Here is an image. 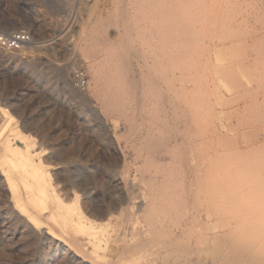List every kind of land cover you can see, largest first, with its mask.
Returning a JSON list of instances; mask_svg holds the SVG:
<instances>
[{
	"label": "bare ground",
	"instance_id": "1",
	"mask_svg": "<svg viewBox=\"0 0 264 264\" xmlns=\"http://www.w3.org/2000/svg\"><path fill=\"white\" fill-rule=\"evenodd\" d=\"M46 1L65 13L85 10L89 3ZM119 4L121 8L108 17V22L118 16L120 23L129 27V33L121 28L120 46L108 35L100 39L95 30L86 32L82 48L89 61L83 69L89 78L83 87L72 89L78 96H94L105 114L117 116L122 128V169L139 171L140 182H126V197L108 202L105 208L96 206L92 197H84L72 186L60 190L56 178L62 162L57 155L67 153L69 148L51 149L50 133L44 129L43 120L29 119L31 127L26 130L25 122L15 114L23 115V109L5 95L6 102L0 101V186L9 193V202L29 228L64 242L65 251L73 250L89 264H146L142 253L151 246L156 248L158 264H264V247L257 243L261 235L257 228H244L241 219H222L218 213L214 217L210 213L196 215V153L187 154L194 151L195 143L190 140L184 148L182 140L183 134L193 133L195 127L194 95L200 80L192 81L196 76V47L190 35L196 29L197 43L201 26L208 22L203 0H120ZM126 6L134 9L127 10ZM97 17L103 24L101 16ZM129 37L136 44L130 43ZM37 48L30 38L19 51H6L0 46V57L23 69L33 68L34 61L22 54ZM198 65L201 67V63ZM62 78L69 86L68 75ZM53 117L49 111L46 125ZM190 159L195 160L191 167ZM110 215L119 219L112 222L114 227L108 229L112 234L108 235L106 217ZM100 216L105 218L95 224ZM43 219L49 220L50 227H42ZM181 235L184 237L179 238ZM202 239H209L210 247L201 248ZM201 251L207 255L196 257Z\"/></svg>",
	"mask_w": 264,
	"mask_h": 264
},
{
	"label": "rangeland",
	"instance_id": "2",
	"mask_svg": "<svg viewBox=\"0 0 264 264\" xmlns=\"http://www.w3.org/2000/svg\"><path fill=\"white\" fill-rule=\"evenodd\" d=\"M119 3L89 0L85 10L65 13L50 7L46 0H0V33L26 31L38 44L31 53L22 54L34 61L33 68L23 69L0 57V101L6 102L4 96L8 95L23 109V115L15 114L25 122L26 130H30V120H43L44 129L50 133L51 149L69 148L67 153L57 155L62 162L56 178L58 188L63 191V186H72L84 197H92L101 208L123 200L126 182L139 183L140 174L132 168L128 172L122 169V128L117 116L105 114L94 96H78L72 86H77L75 71L89 78L83 69L89 61L82 48L86 32L95 30L100 39L108 35L118 45L121 28L129 33L118 16L108 22V17L121 8ZM203 5L208 22L201 26L197 43L196 29L190 35L196 47V76L192 81L200 80L194 95L195 127L193 133H184L182 140L184 148L190 140L195 143L194 151L187 154L196 153V215L210 213L214 217L218 213L222 219H241L244 228H257L261 234L257 243L264 247V0H203ZM98 15L103 24L98 23ZM128 41L136 44L133 37ZM62 74L68 75L69 86L64 84ZM48 110L54 115L50 125H46ZM32 142L30 138L28 145ZM194 162L190 159L189 166ZM9 197L0 186V264H89L73 250L65 251L64 242L29 228L25 218L16 214ZM209 201L217 204L210 205ZM100 217L95 218V224L105 218ZM106 218L109 225L105 232L109 235L119 218ZM41 222L43 228L50 227L48 219ZM79 239L86 244L82 235ZM208 240H200L199 246L205 248ZM142 254L144 263L158 264L155 247H148ZM203 254L207 252L201 251L196 257H205Z\"/></svg>",
	"mask_w": 264,
	"mask_h": 264
},
{
	"label": "built area",
	"instance_id": "3",
	"mask_svg": "<svg viewBox=\"0 0 264 264\" xmlns=\"http://www.w3.org/2000/svg\"><path fill=\"white\" fill-rule=\"evenodd\" d=\"M30 41V34L26 31H12L10 33H0V46L7 50H19ZM74 78L77 86L83 87L86 83L82 71H75Z\"/></svg>",
	"mask_w": 264,
	"mask_h": 264
}]
</instances>
